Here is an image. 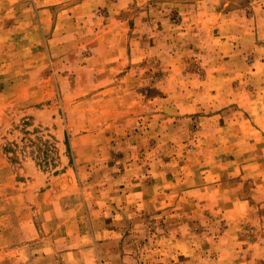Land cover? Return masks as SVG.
<instances>
[{
	"label": "rangeland",
	"instance_id": "rangeland-1",
	"mask_svg": "<svg viewBox=\"0 0 264 264\" xmlns=\"http://www.w3.org/2000/svg\"><path fill=\"white\" fill-rule=\"evenodd\" d=\"M0 264H264V0H0Z\"/></svg>",
	"mask_w": 264,
	"mask_h": 264
}]
</instances>
